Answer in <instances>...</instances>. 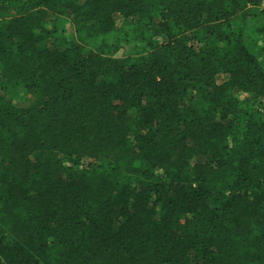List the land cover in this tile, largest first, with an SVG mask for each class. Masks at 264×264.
Segmentation results:
<instances>
[{"label":"trees","instance_id":"trees-1","mask_svg":"<svg viewBox=\"0 0 264 264\" xmlns=\"http://www.w3.org/2000/svg\"><path fill=\"white\" fill-rule=\"evenodd\" d=\"M0 264H264V0H0Z\"/></svg>","mask_w":264,"mask_h":264},{"label":"rangeland","instance_id":"rangeland-1","mask_svg":"<svg viewBox=\"0 0 264 264\" xmlns=\"http://www.w3.org/2000/svg\"><path fill=\"white\" fill-rule=\"evenodd\" d=\"M30 100V99H29ZM13 104L15 105V106H17V107H20V106H25L26 105V102L24 101V100H22V99H16V100H14L13 101ZM256 104V107H258L259 105L257 104V103H255Z\"/></svg>","mask_w":264,"mask_h":264}]
</instances>
